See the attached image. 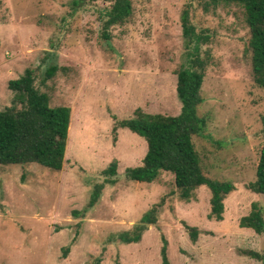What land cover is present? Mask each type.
<instances>
[{
    "label": "rangeland",
    "instance_id": "374dc122",
    "mask_svg": "<svg viewBox=\"0 0 264 264\" xmlns=\"http://www.w3.org/2000/svg\"><path fill=\"white\" fill-rule=\"evenodd\" d=\"M112 2L0 0V110L10 106L8 81L25 69L34 71L35 85L51 107L70 108L61 171L0 166V264H162L163 245L169 264H264L239 252L264 256V235L238 224L252 203L264 217V194L247 187L255 180L262 145L264 89L251 79L242 7L132 0L131 18L110 27L104 39L103 13ZM187 4L196 31L209 35L202 51L211 55L197 111L206 127L192 141L204 175L236 188L224 200L220 222L207 219L210 192L204 186L185 203L177 199L169 173L152 183L126 180L124 168L139 165L145 141L121 128L112 140L114 119L132 117L136 108L179 114L175 73L185 58L180 16ZM51 65L58 70L39 85ZM112 160L118 162L119 181L106 185L100 200L86 209L93 184L102 180L99 172ZM161 197L157 222L140 242H109ZM187 226L199 230L194 244Z\"/></svg>",
    "mask_w": 264,
    "mask_h": 264
},
{
    "label": "trees",
    "instance_id": "16d2710c",
    "mask_svg": "<svg viewBox=\"0 0 264 264\" xmlns=\"http://www.w3.org/2000/svg\"><path fill=\"white\" fill-rule=\"evenodd\" d=\"M80 0H73L74 6ZM94 1V0H90ZM197 1L203 9L218 4H234L242 7L244 22L249 30L248 50L250 52L251 79L255 86L264 89V0H190ZM180 16L185 58L176 71L175 92L181 104L179 114L167 116L145 113L136 108L130 118L115 120L112 140L116 141V130L127 129L145 141V153L139 165L126 167V180L152 183L162 173L173 176L175 194L180 202L189 203L195 199V191L204 186L210 192L208 220H223L224 200L236 188L228 181H219L204 175L200 158L193 144V137L202 136L206 119L198 115V107L203 103L201 86L211 55L202 51L209 41L206 31L197 32L190 21L189 5H185ZM132 15V0H113L103 13L102 37L109 38L110 27L124 25ZM57 66H49L43 72L44 81L52 78ZM11 92L10 106L0 110V166L36 164L53 172L62 169L67 135L70 123V108L51 107L49 97L35 85L34 71L25 69L17 79L7 83ZM262 145L256 166L255 180L248 189L256 194H264V115L260 117ZM117 160H112L99 172L101 182L95 183L90 191L87 208H92L101 198L106 185H115L118 179ZM164 204V197L155 203L129 230L109 237V242L131 244L141 241L149 225L157 222ZM82 211V213H84ZM80 215L77 211L72 212ZM239 227L251 229L256 235H264V217L257 203L251 204L248 215L239 219ZM189 239L194 244L199 230L187 226ZM68 248L63 249L66 254ZM240 254L264 263V256L245 249ZM162 264H169L166 249H160ZM99 261L98 259L96 260Z\"/></svg>",
    "mask_w": 264,
    "mask_h": 264
}]
</instances>
